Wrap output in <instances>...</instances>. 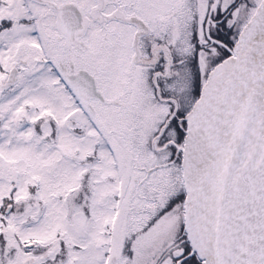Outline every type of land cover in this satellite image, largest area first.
<instances>
[{"label": "snow or ice", "instance_id": "6c2138e0", "mask_svg": "<svg viewBox=\"0 0 264 264\" xmlns=\"http://www.w3.org/2000/svg\"><path fill=\"white\" fill-rule=\"evenodd\" d=\"M0 264H264V0H0Z\"/></svg>", "mask_w": 264, "mask_h": 264}]
</instances>
